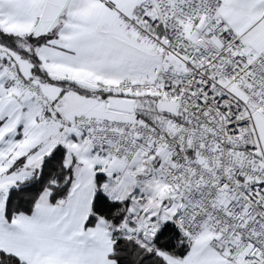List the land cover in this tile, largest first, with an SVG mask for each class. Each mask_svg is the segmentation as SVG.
I'll return each instance as SVG.
<instances>
[{
  "label": "snow or ice",
  "instance_id": "1",
  "mask_svg": "<svg viewBox=\"0 0 264 264\" xmlns=\"http://www.w3.org/2000/svg\"><path fill=\"white\" fill-rule=\"evenodd\" d=\"M0 264H264V0H0Z\"/></svg>",
  "mask_w": 264,
  "mask_h": 264
}]
</instances>
